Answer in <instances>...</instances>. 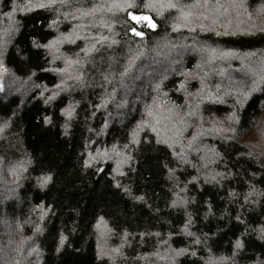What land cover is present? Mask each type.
Returning a JSON list of instances; mask_svg holds the SVG:
<instances>
[{
    "label": "trees",
    "instance_id": "16d2710c",
    "mask_svg": "<svg viewBox=\"0 0 264 264\" xmlns=\"http://www.w3.org/2000/svg\"><path fill=\"white\" fill-rule=\"evenodd\" d=\"M134 2L0 0V264H264V0Z\"/></svg>",
    "mask_w": 264,
    "mask_h": 264
},
{
    "label": "snow or ice",
    "instance_id": "6c2138e0",
    "mask_svg": "<svg viewBox=\"0 0 264 264\" xmlns=\"http://www.w3.org/2000/svg\"><path fill=\"white\" fill-rule=\"evenodd\" d=\"M51 2H55V0H51ZM61 3H64L65 0H60ZM38 7H44L45 5L44 4H38L36 5ZM116 7H120L119 4L115 5ZM124 6L127 7V8H134L136 7V4L134 2V0H124ZM153 5L151 3H146L145 4V7H152ZM237 7H241L242 4L241 3H237L236 4ZM168 7H176L175 4H171L169 3ZM264 11V10H262ZM127 17H128V20L132 23V25H141V24H144L146 25L147 27L149 28H152L154 29L156 27L155 23L153 22V19L149 16V15H144V14H134L132 12H128L127 13ZM185 19L187 18L186 16L184 17ZM130 31L133 35L135 36H138V37H143V32L141 31H138L137 28L135 26H132L130 28ZM48 178H45V182ZM251 195V194H250ZM63 242V238L61 239V243ZM237 248H240L241 247V244L239 243V241L237 242V245H236ZM184 250L181 249L179 252H177L176 254L177 255H180Z\"/></svg>",
    "mask_w": 264,
    "mask_h": 264
},
{
    "label": "rangeland",
    "instance_id": "374dc122",
    "mask_svg": "<svg viewBox=\"0 0 264 264\" xmlns=\"http://www.w3.org/2000/svg\"><path fill=\"white\" fill-rule=\"evenodd\" d=\"M168 143L174 145V146H179L181 149L183 147L184 142L180 140L175 134H166V136H162Z\"/></svg>",
    "mask_w": 264,
    "mask_h": 264
}]
</instances>
